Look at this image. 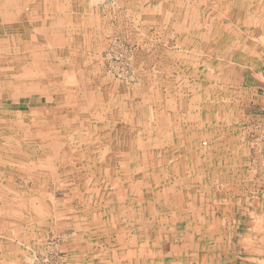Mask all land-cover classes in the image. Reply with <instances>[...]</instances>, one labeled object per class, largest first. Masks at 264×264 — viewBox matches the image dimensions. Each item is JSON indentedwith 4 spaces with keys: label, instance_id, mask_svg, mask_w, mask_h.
I'll list each match as a JSON object with an SVG mask.
<instances>
[{
    "label": "rangeland",
    "instance_id": "rangeland-1",
    "mask_svg": "<svg viewBox=\"0 0 264 264\" xmlns=\"http://www.w3.org/2000/svg\"><path fill=\"white\" fill-rule=\"evenodd\" d=\"M56 1L60 0L52 2L44 28L43 9L35 7L29 18L10 19L6 35L15 38L0 42V129L9 130L6 136L11 137L2 140L9 152L0 154V197L8 201L4 211L10 212L0 208V257L5 264H119L129 255L125 252L132 240L138 247L147 241L151 248L165 244L201 250L185 258L176 249L167 264L204 260L201 264H230L228 246L241 243L232 229L229 235L216 237L210 235L215 221H202L199 226L198 220H187L183 225L188 232L206 229L209 234L185 237L181 234L185 229L179 226L171 237L167 232L171 222L159 218L166 210L171 212L168 206H177L183 199L191 202L200 194L211 199L216 182L230 174L179 173L162 154L167 153L165 142V150L154 148V154L141 156L143 152L137 150L152 147L150 133L141 131L133 140L125 139L131 134L130 113L132 122L150 123L155 111L153 89L167 100L170 86L180 84L176 72H185L183 62L191 65L190 72H218L215 58L201 61L198 40L189 58L179 40L184 29L169 30L170 14L147 7L152 0H79L74 10L68 0H61L63 18L55 12ZM206 14L210 28L223 16ZM175 16L178 26L184 15ZM250 44L261 57L255 72L264 73L261 40ZM174 62L182 65L173 69ZM8 67L12 69L7 71ZM214 78L207 77V82L215 83ZM198 130V145L204 148L200 145L204 135ZM207 158L213 156L209 153ZM189 191L193 192L183 196ZM40 194L43 204L37 203ZM192 208L197 212L190 209V216L200 213L199 205L193 203ZM214 208L206 206L209 214ZM155 228L164 232L145 236L144 241L146 230ZM76 241L80 242L77 250L72 246ZM263 243L261 237L259 244ZM82 247H88L92 259ZM78 252L85 255L75 257ZM127 262L136 260L132 255Z\"/></svg>",
    "mask_w": 264,
    "mask_h": 264
},
{
    "label": "crops",
    "instance_id": "crops-1",
    "mask_svg": "<svg viewBox=\"0 0 264 264\" xmlns=\"http://www.w3.org/2000/svg\"><path fill=\"white\" fill-rule=\"evenodd\" d=\"M54 1L0 0V42H4L6 38H15L14 34L6 35L10 19L19 20L27 16L29 18V13L35 7L43 9L44 28L48 16L53 11L51 5ZM56 3L58 4L55 5V12H60L59 17L63 18V3L61 0ZM67 3L71 10H74L75 4L80 5L79 0H68ZM146 6H153L157 13L170 14L171 19L166 22L168 29H184L183 33L179 31V40L183 42L184 52L190 58L198 40L201 61L207 56L214 57L218 72H190L191 65L183 62L185 72H176L180 84L174 83L170 86L167 100L164 96L160 99V93L155 95L156 91L153 89L155 94L150 97L155 111L150 123L132 122L133 119H129L132 114L130 113L127 118L131 127V139H125L133 140L135 134L138 135L141 131L150 133L152 147L137 150L143 152L141 156L154 154V148L156 151L165 150L162 143L165 142L167 153L162 154L174 163V170L179 173L212 170L218 174H230L216 182V192L211 199L204 198L202 194L195 195L192 199L189 197L191 202L183 199L181 203L178 201L177 206H168L171 212L166 210V213H161L158 217L171 222L172 228L167 231L171 237V232L179 226L185 229L184 233L181 232L185 237L207 236L209 233L206 229L204 232H188L183 222L198 220L200 226L202 221H215L216 224L211 228L215 232H210L211 236L225 237V233L229 235L228 229H232V234L241 238V243L227 248L226 256L232 258L230 264H264V243L259 244L261 237L264 241V142L261 140V132L264 130V73L255 72L261 57L256 47L253 48L250 44L252 41L257 44V41L261 40V46L264 48V0H152V4ZM208 12L223 15L222 20L217 21L211 28L207 24ZM175 13L184 15L180 17L182 22L178 26ZM189 13L193 15L188 16ZM28 27L23 25V28ZM174 63L173 69L182 65V62ZM193 76H199V79L193 80ZM207 77H215L216 82H207ZM142 87L145 86L142 84ZM147 98L149 99V96ZM133 113L136 114L137 111ZM213 128L215 131H212ZM197 129L201 132L199 134L204 135L200 142V145L206 146L204 148L198 145ZM154 142L158 143L155 145ZM209 153L213 156L211 160L207 158ZM188 166L193 168L189 169ZM245 175L249 178L245 177L244 180ZM192 192L184 193L183 196L187 197ZM40 197L43 195L40 194L37 203L43 204V198L39 199ZM167 200L170 201L168 204L172 201L169 197ZM193 203L200 206V213L190 216V209L196 211L192 208ZM210 205L215 207V211L209 214L206 206L209 208ZM0 206H8L1 197ZM40 214L43 215V211ZM41 215H38L39 218H42ZM225 221L227 224H224ZM160 232L164 231L156 228L146 230L143 240L145 236H159ZM142 246L144 247L140 251L147 255L140 256L138 253L136 261L145 259V262L140 264H167L173 259L171 254L175 253L176 249L181 250L185 258L192 251L197 250L198 255L201 253L199 247L196 250L190 248L188 251L187 245L170 247L157 244L151 248L145 241ZM198 255H195L194 261L200 259ZM204 262L206 260L200 264Z\"/></svg>",
    "mask_w": 264,
    "mask_h": 264
},
{
    "label": "bare ground",
    "instance_id": "bare-ground-1",
    "mask_svg": "<svg viewBox=\"0 0 264 264\" xmlns=\"http://www.w3.org/2000/svg\"><path fill=\"white\" fill-rule=\"evenodd\" d=\"M11 43V45H15V43H12V42H10ZM26 59V58H25ZM27 60V59H26ZM12 69V67H8V70L7 71H9V70H11ZM2 116H5V114L3 113V115ZM8 133H10L9 132V130H7V129H5L4 128V130H3V128H1L0 129V154H1V152H3L4 150H6L7 151V153L9 152V148H7L6 146H4V148L2 147V144H3V142H2V140H8V141H11V137H9V136H6ZM14 141H15V139H14ZM15 150V149H14ZM16 153V152H15ZM15 153H13V155L15 154ZM5 165V164H4ZM3 165V166H4ZM2 166V167H3ZM39 181V180H38ZM8 202V201H7ZM1 210L3 211V212H5V213H8V215H9V212H6V211H4V209L1 207ZM4 213V214H5ZM6 215V214H5ZM1 216V215H0ZM10 220V222H11V224L12 225H15L14 223H16V221L15 220H13L12 218H10L9 219ZM77 236V235H76ZM9 239V238H8ZM4 240V239H3ZM78 240V239H77ZM137 240H135V242H136ZM7 242V241H6ZM71 243H73V242H71ZM79 244H80V242H78V241H76L75 242V246L74 245H72L73 246V248L75 247L76 248V250L79 248L78 246H79ZM130 245H129V248H130V250H128V251H126L125 252V254H129L128 256H126V255H124V257H126V258H124L123 260H121L120 262H119V264H124L125 262H127V259L129 258L130 259V257L132 258V255H133V258L136 260L137 259V257H138V253H139V255L140 256H142L143 254L142 253H140V251L139 250H141L142 248H141V246L140 247H138L137 246V244L138 243H134L132 240H131V242L129 243ZM110 247H112V246H110ZM121 247H123L122 245H120V248ZM83 248V250H85L86 252V254L88 255V258H93L91 255H92V253L89 251V250H87L88 249V247H86V248H84V247H82ZM118 248V247H117ZM116 248V249H117ZM71 249V248H70ZM79 250H81V249H79ZM82 250V251H83ZM111 250V249H110ZM81 251V252H82ZM84 252V251H83ZM117 252V251H116ZM138 252V253H137ZM85 253H82L81 255L79 254V252H78V254L77 253H74L75 254V257H78V256H83V254L85 255ZM108 253V252H107ZM103 255H105V254H103ZM4 257V256H3ZM7 258V257H6ZM105 258H107V256L105 257ZM91 259H90V261H91ZM99 259H100V257H99ZM142 259V258H141ZM96 260V259H95ZM112 260H113V258H112ZM113 261H115V260H113ZM5 262L6 261H4V260H2V257H0V264H5ZM90 263H92V262H90ZM93 263H94V261H93ZM140 263H143L141 260L139 261V259L135 262V264H140ZM127 264H128V262H127Z\"/></svg>",
    "mask_w": 264,
    "mask_h": 264
},
{
    "label": "built area",
    "instance_id": "built-area-1",
    "mask_svg": "<svg viewBox=\"0 0 264 264\" xmlns=\"http://www.w3.org/2000/svg\"><path fill=\"white\" fill-rule=\"evenodd\" d=\"M261 140L264 142V130L261 132Z\"/></svg>",
    "mask_w": 264,
    "mask_h": 264
}]
</instances>
